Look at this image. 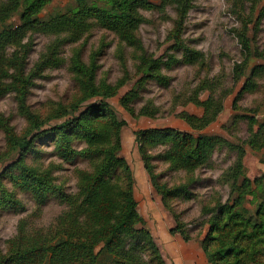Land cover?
Wrapping results in <instances>:
<instances>
[{
	"label": "trees",
	"instance_id": "obj_1",
	"mask_svg": "<svg viewBox=\"0 0 264 264\" xmlns=\"http://www.w3.org/2000/svg\"><path fill=\"white\" fill-rule=\"evenodd\" d=\"M50 1L0 0V97L15 93L19 112L27 121L24 129L18 132L9 117L0 113V129L6 139L0 161L12 159L0 174V209L22 207L15 188L30 192L39 205L54 194L66 209L44 232L27 234L20 229L9 242L8 250L0 255V264H166L150 230L139 224L130 167L117 154L124 121H119L101 100L88 104L78 115L69 116L70 111L93 96L115 94L112 85L95 79L98 51L85 62L79 48L74 49L71 63L79 94L70 102H56L43 115L33 111L26 98L33 79L41 76L45 68L60 64L61 44L76 43L93 27L111 31L121 44L134 50L142 49L137 32L144 20L140 9L173 6L176 18L169 36L182 45L185 60L191 62L197 51L181 43L180 32L192 0H160L158 5L150 0H74L65 11L43 18L40 13ZM13 17L17 18L16 23L11 21ZM28 32L54 36L30 67L27 62L30 43L25 41ZM241 40L249 51L244 33ZM159 67L160 59L147 57L144 52L139 57L141 78L160 79ZM259 70L264 71L263 64L252 67L242 90L252 83L251 79ZM136 89L137 86L133 87L123 96V103L130 112L133 109L128 104L136 95ZM194 101L204 107L201 117L189 118L190 124L198 128L213 121L222 107L221 102L214 106L210 100H199L197 95ZM141 114L149 113L144 109ZM59 117L64 118L63 123L44 127ZM251 119L255 123L247 144L264 149V124H257L256 117ZM135 135L143 166L168 209L167 199L181 194L178 192L185 189L186 184L170 187L158 182L152 161L162 158L170 169L185 170L189 174L205 163L209 149L220 139L212 135L194 136L172 128H150L137 131ZM77 139L83 146H74ZM37 140L41 143L52 141V152L64 162L75 158L88 162L85 168H74L76 193H66L61 184L55 182L53 172L61 163L36 161ZM156 145L166 147L156 155L149 153L148 148ZM244 155L245 150H242L238 164L231 169L232 193H238L234 200L230 203L217 199L212 207L202 206V212L209 217L208 230L201 244L211 264L263 262L264 175L248 177L244 172ZM29 156H32L30 161ZM4 178L11 181L13 189L3 184ZM170 211L176 221L170 232L175 233L182 230V225L177 215Z\"/></svg>",
	"mask_w": 264,
	"mask_h": 264
},
{
	"label": "rangeland",
	"instance_id": "obj_2",
	"mask_svg": "<svg viewBox=\"0 0 264 264\" xmlns=\"http://www.w3.org/2000/svg\"><path fill=\"white\" fill-rule=\"evenodd\" d=\"M150 1L156 5L160 3V0ZM73 4L74 0H51L40 16L47 18L65 11ZM140 12L144 20L137 32L143 44L142 49L134 50L121 44L111 31L93 27L76 43L61 44L58 53L60 64L45 68L41 76L33 79L26 102L33 111L44 115L52 104L68 103L76 98L79 92L71 63L74 49L79 48L85 62L89 61L93 52L98 51L95 79L97 82L105 80L112 85L115 94L108 97L93 96L81 102L76 110L70 111L69 116L78 115L90 103L100 100L106 102L116 118L124 121L120 128L117 154L130 167L140 226L151 233L152 227L158 235L166 233L169 229L160 216L165 213L174 221L171 228L174 227L176 221L171 209L182 225V230L177 231V234L185 240L198 239L201 234L203 238L208 230L206 221L209 215L202 212V206L212 207L217 199L231 203L238 194L232 193L233 178L230 174L231 169L238 164L242 150H245V174L251 179L264 175V149L252 148L247 144L252 124L255 123L251 117L257 118V124H264V71L259 70L251 79L252 83L242 90L252 67L264 65V0H192L180 32L181 43L197 51L191 62L185 60L182 45L169 36L176 18L173 6L140 9ZM11 21L16 23L17 18L13 17ZM242 33L248 42L249 51L244 48ZM53 40V35L28 32L25 41L30 43L27 53L29 67ZM143 52L147 57L160 59V79L141 78L139 57ZM136 86V95L128 104L133 109L130 112L123 103V96ZM195 95L199 100H210L214 106L218 102L222 103L216 118L201 128L191 125L189 121L191 116L201 117L204 114V107L194 101ZM144 109L149 114H141ZM0 113L9 117L11 125L18 132L27 124L19 112L18 100L13 92L0 97ZM63 121V117L55 118L44 127ZM150 128H172L194 136L212 135L220 138L209 149L205 163L189 174L185 170L170 169L162 158L152 161L158 182L170 187L186 184L185 189L179 190L181 194L167 199L170 209L163 204L161 194L152 185L137 144L135 133ZM75 141V147L83 146L80 139ZM36 146L39 148L35 155L36 161L61 163L60 168L53 172L55 182L61 184L66 193H76L74 168H85L88 162L80 158L62 161L52 152V141L41 143L37 140ZM164 147L152 146L148 152L156 155ZM5 148L6 139L0 129V151ZM31 159L32 156H29L28 161ZM11 161V157L0 161V174ZM3 184L13 189L7 178L3 179ZM14 190L22 207L18 210L0 209V255L8 250L9 242L20 229L27 234L44 232L66 209V205L54 194H50L39 205L30 192L18 188ZM184 193L191 195L186 196ZM154 211L156 213L152 218L151 213ZM262 261H245L244 264H264V258Z\"/></svg>",
	"mask_w": 264,
	"mask_h": 264
},
{
	"label": "crops",
	"instance_id": "obj_3",
	"mask_svg": "<svg viewBox=\"0 0 264 264\" xmlns=\"http://www.w3.org/2000/svg\"><path fill=\"white\" fill-rule=\"evenodd\" d=\"M155 213V211L151 213L152 218ZM160 219L165 222L169 230L161 235H158L152 227L151 230L153 231L154 239L162 252L166 264H211L200 242L202 234L198 239L185 240L177 232H170L174 221L165 213H162Z\"/></svg>",
	"mask_w": 264,
	"mask_h": 264
}]
</instances>
